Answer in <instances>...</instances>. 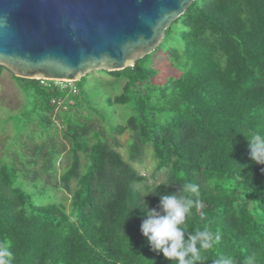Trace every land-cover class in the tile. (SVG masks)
<instances>
[{"label":"trees","instance_id":"obj_1","mask_svg":"<svg viewBox=\"0 0 264 264\" xmlns=\"http://www.w3.org/2000/svg\"><path fill=\"white\" fill-rule=\"evenodd\" d=\"M163 48L170 73L147 57L98 71L116 82L101 86L110 123L92 99L78 100L86 93L78 86L73 93L14 75L47 115L48 137L27 161L0 166V242L13 264H173L142 234L143 209L159 211L160 196L184 183L199 186L201 203L188 231L221 237L202 264H264V165L251 160L245 136L264 133V0H195L154 53ZM125 135L129 159L120 151ZM149 150L165 176L155 185L135 166Z\"/></svg>","mask_w":264,"mask_h":264},{"label":"water","instance_id":"obj_2","mask_svg":"<svg viewBox=\"0 0 264 264\" xmlns=\"http://www.w3.org/2000/svg\"><path fill=\"white\" fill-rule=\"evenodd\" d=\"M195 0H0V66L78 82L155 52Z\"/></svg>","mask_w":264,"mask_h":264},{"label":"rangeland","instance_id":"obj_3","mask_svg":"<svg viewBox=\"0 0 264 264\" xmlns=\"http://www.w3.org/2000/svg\"><path fill=\"white\" fill-rule=\"evenodd\" d=\"M146 57L148 65H151L152 68L161 67L165 69L166 73L172 72L173 69L176 70L170 67L171 62L167 55L166 48H163L157 53L153 52ZM85 77L86 79H84L83 82L78 81L74 83L81 91L86 92L80 95L78 100L88 102L89 99H92V106L104 116L108 123H110L113 108L108 106V94L103 91V87L101 86H112L116 83L114 78L110 76L104 77L100 72H93ZM115 93L116 91H113V94ZM72 98L77 101V97ZM35 104V94L28 90L22 82L15 79L12 73H9L7 70L0 73V166L1 163L13 162H19L20 165L23 160L27 161L23 156L26 154L25 152L31 155L34 146L40 141L47 140L48 136L44 134V119L47 115L35 111ZM124 117L128 116L124 114ZM56 120L57 125L61 126L57 117ZM111 121L115 124L114 119ZM58 138L60 144L64 145L61 133H59ZM129 138V135L124 136V143L120 149L126 159H129V147L127 146ZM135 166H137L143 174L148 176L149 184L151 185L158 184L165 180V176L162 172L155 171L156 166L152 158L151 150H149L144 157L143 163L138 162ZM26 171L28 172V169H26ZM26 184L28 185L29 192L33 194L34 202L37 203V198L40 195L37 194V191L31 186V180H27ZM39 192L42 193V191ZM56 193L59 200L69 204L70 196L65 191L62 190ZM53 199L55 200V198Z\"/></svg>","mask_w":264,"mask_h":264},{"label":"clouds","instance_id":"obj_4","mask_svg":"<svg viewBox=\"0 0 264 264\" xmlns=\"http://www.w3.org/2000/svg\"><path fill=\"white\" fill-rule=\"evenodd\" d=\"M245 136L249 141L251 160L264 165V133L253 132ZM198 197L199 186L184 183L178 192L160 196L159 211L148 207L143 209L147 218L141 225L142 234L153 251L162 253L173 264H202V253L213 248L221 239L219 233L207 227L188 231L187 220L192 210L195 208L199 212L201 207ZM204 219L201 216V220ZM13 259V252L0 242V264H13ZM216 264H232V260L220 259Z\"/></svg>","mask_w":264,"mask_h":264},{"label":"built area","instance_id":"obj_5","mask_svg":"<svg viewBox=\"0 0 264 264\" xmlns=\"http://www.w3.org/2000/svg\"><path fill=\"white\" fill-rule=\"evenodd\" d=\"M37 80L40 82L41 85H44V86H52L54 84V85L60 86L62 89H66L67 87H70L73 93L78 92V88L76 87L74 82L53 81V80L41 79V78Z\"/></svg>","mask_w":264,"mask_h":264}]
</instances>
